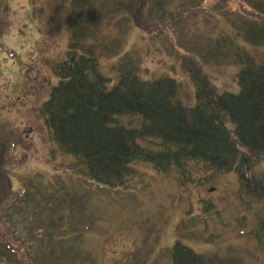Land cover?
I'll use <instances>...</instances> for the list:
<instances>
[{
    "label": "trees",
    "instance_id": "trees-1",
    "mask_svg": "<svg viewBox=\"0 0 264 264\" xmlns=\"http://www.w3.org/2000/svg\"><path fill=\"white\" fill-rule=\"evenodd\" d=\"M3 1L0 15L6 11ZM247 1L250 4L238 13L239 24L245 19L238 33L244 40L230 35L227 54L207 53L204 61L209 70L229 61L239 67L236 92L213 84L214 77L196 57L202 51L178 57L187 85L174 74L147 79L134 54L110 51L111 35L104 22L123 26L126 20L134 21L135 27L157 37L173 19L152 17L154 5L164 11L166 0L71 1L65 57L52 64L57 81L36 109L55 153L76 160L69 169L75 178L60 181L58 174L44 188L32 182L16 191L6 172L28 140L22 133L10 134L0 123V264H85L71 242L94 226L92 185L133 187L141 176L138 166L173 174L181 186L197 184L200 174L209 171H235L244 196L257 205L264 203V174L257 177L253 172L264 161V53L258 52L264 47V0ZM111 4L115 8H109ZM109 11L114 12L112 18ZM112 54L115 61L103 69L102 58ZM224 57L232 60L219 62ZM168 261L239 264L199 253L181 239L170 249Z\"/></svg>",
    "mask_w": 264,
    "mask_h": 264
},
{
    "label": "rangeland",
    "instance_id": "rangeland-1",
    "mask_svg": "<svg viewBox=\"0 0 264 264\" xmlns=\"http://www.w3.org/2000/svg\"><path fill=\"white\" fill-rule=\"evenodd\" d=\"M71 1L2 2L6 11L0 15V123L10 134L22 133L28 140L27 147H19L6 172L16 191L32 182L41 183L44 188L58 174L60 181L75 178L69 170L74 157L55 153L45 121L36 109L49 97L57 81L52 64L65 57L70 39ZM246 2L250 4L247 0H166L164 11H158L154 5L152 13L158 21L163 20L162 16L165 20L173 16V23L170 22V28L164 26L162 35L152 38L135 27L134 21L126 20L123 26L106 21L104 27L109 28V44L114 49L107 47L117 54H134L147 79L174 74L187 85L190 81L183 76L178 57L189 50L202 51L196 57L204 63L207 53L227 54L230 35L238 42L244 40L243 34L238 33L245 19L239 24L238 13L243 12ZM113 13L109 11L108 18ZM179 13L183 15L176 20ZM181 20L184 23L180 26ZM232 20L238 27L233 26ZM119 30L124 31L120 34ZM104 51L108 53L109 49ZM258 52L263 54L264 47ZM108 56L102 58L103 69H109L115 61V55ZM229 58L219 62L232 60ZM231 64L229 61L224 66L211 65L209 70L208 63H204L214 77L213 84L221 91L238 90L239 67ZM192 94L195 97L193 84ZM137 168L141 176L133 187L92 185L96 192L91 203L94 226L71 242L80 261L168 264L170 249L181 239L199 253L236 260L239 264H264V203L257 205L244 196L237 172L209 171L200 174L197 184L181 186L173 174L155 173L146 165ZM253 172L257 177L263 175L264 161L255 165Z\"/></svg>",
    "mask_w": 264,
    "mask_h": 264
}]
</instances>
